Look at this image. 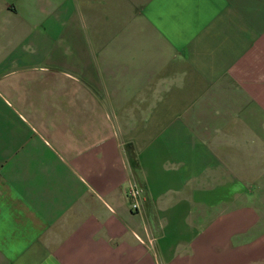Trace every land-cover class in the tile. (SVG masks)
I'll return each instance as SVG.
<instances>
[{"label":"crops","instance_id":"crops-1","mask_svg":"<svg viewBox=\"0 0 264 264\" xmlns=\"http://www.w3.org/2000/svg\"><path fill=\"white\" fill-rule=\"evenodd\" d=\"M0 264H264V0H0Z\"/></svg>","mask_w":264,"mask_h":264},{"label":"built area","instance_id":"built-area-1","mask_svg":"<svg viewBox=\"0 0 264 264\" xmlns=\"http://www.w3.org/2000/svg\"><path fill=\"white\" fill-rule=\"evenodd\" d=\"M127 196L129 199L130 209L132 211H137L140 208L142 190L134 184H130L127 189Z\"/></svg>","mask_w":264,"mask_h":264}]
</instances>
